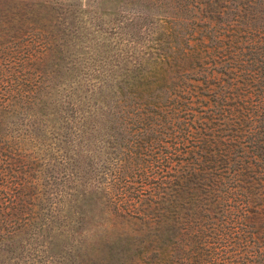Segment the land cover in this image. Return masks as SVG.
I'll list each match as a JSON object with an SVG mask.
<instances>
[{
  "label": "trees",
  "instance_id": "obj_1",
  "mask_svg": "<svg viewBox=\"0 0 264 264\" xmlns=\"http://www.w3.org/2000/svg\"><path fill=\"white\" fill-rule=\"evenodd\" d=\"M0 264H264V0H0Z\"/></svg>",
  "mask_w": 264,
  "mask_h": 264
}]
</instances>
